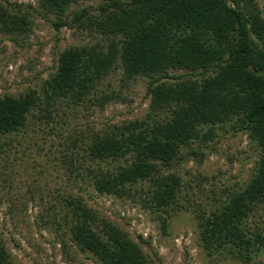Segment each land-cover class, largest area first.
Segmentation results:
<instances>
[{"label":"trees","instance_id":"16d2710c","mask_svg":"<svg viewBox=\"0 0 264 264\" xmlns=\"http://www.w3.org/2000/svg\"><path fill=\"white\" fill-rule=\"evenodd\" d=\"M78 1L37 0L54 16L55 29L77 24L103 41L62 50L40 91L0 95V151L30 118L51 121L63 101L79 105L93 97L102 108L116 95L95 96L97 87L117 67L126 79L146 77L145 117L69 141L63 157L73 177L85 178L100 194L141 198L165 227L182 185L176 166L202 154L195 142L227 124L243 131L258 151L248 181L218 205L199 209L195 219L208 257L251 264L264 252V15L258 0H109L96 13L83 8L69 19V6ZM34 10L0 1V35L26 36ZM65 206L70 241L81 252L100 264H154L81 197L69 194ZM0 264H13L1 233Z\"/></svg>","mask_w":264,"mask_h":264},{"label":"rangeland","instance_id":"374dc122","mask_svg":"<svg viewBox=\"0 0 264 264\" xmlns=\"http://www.w3.org/2000/svg\"><path fill=\"white\" fill-rule=\"evenodd\" d=\"M8 1L31 4L35 10L26 36L15 41L0 35V95L18 96L30 88L40 91L56 70L62 50L103 41L101 35L77 24L55 29L54 16L45 14L37 0ZM105 2L109 0H80L69 6L67 14L71 19L83 8L96 13ZM258 3L264 15V0ZM147 83L146 77L126 79L117 67L97 87L95 96L116 95L102 108L93 97L79 105L63 101L51 121L30 118L0 151V233L13 264H100L70 241L65 217L69 194L81 197L99 220L127 233L154 264H242L206 255L198 243L195 215L199 209L218 205L229 191L248 181L258 151L245 132H235L227 124L216 128L208 141L195 142L202 154L176 166L182 185L165 227L142 206L141 198L100 194L85 178L73 177L63 157V151L69 153V141L145 117L150 103ZM259 262L264 264V252L251 264Z\"/></svg>","mask_w":264,"mask_h":264}]
</instances>
